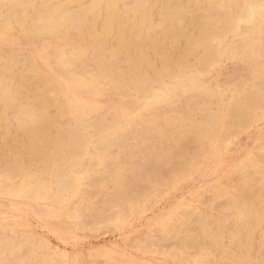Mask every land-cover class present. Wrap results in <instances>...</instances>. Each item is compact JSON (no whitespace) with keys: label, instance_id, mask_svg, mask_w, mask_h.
<instances>
[{"label":"bare ground","instance_id":"1","mask_svg":"<svg viewBox=\"0 0 264 264\" xmlns=\"http://www.w3.org/2000/svg\"><path fill=\"white\" fill-rule=\"evenodd\" d=\"M246 3L261 0H0V260L82 264L29 229L122 235L148 212L138 257L108 246L102 264L262 259L264 140L231 153L264 126V37L258 12L235 31L216 7ZM21 40L27 56L4 49ZM209 176V198L185 199Z\"/></svg>","mask_w":264,"mask_h":264},{"label":"rangeland","instance_id":"2","mask_svg":"<svg viewBox=\"0 0 264 264\" xmlns=\"http://www.w3.org/2000/svg\"><path fill=\"white\" fill-rule=\"evenodd\" d=\"M4 49L7 50V51H10V52H13L14 54H16L19 57H25L30 52V50H29L30 49V46L24 40H21L15 46H4ZM236 64H237V67L234 66ZM240 64L241 63H239V62L238 63H227L224 66V68L222 70V73H221V75L219 77L220 82L222 84H229V82H234V81L238 80L239 78H244L246 76V71L243 69V65L242 64L240 65ZM235 68H236V70H235ZM239 69H240V71H239ZM230 74H233V75L231 76ZM261 127H262L260 129L261 131H256L254 133H249V134H242V135L239 136L238 142L236 143V145L232 149V153H231V157L232 158H234V159L240 158L246 152L250 151V149L251 150H254V147H256L257 144H260L264 140V126L262 125ZM248 144H250V145H248ZM207 178H205V183H201V184L195 186L194 188H192L191 191L186 192L185 195H184L185 196V199L191 198L192 200H194L195 199L194 196H196L198 194H201V195L204 194L202 196H204L205 199L209 198V195H210V192H211L210 191L211 190L210 187L213 186V184H214L213 182L214 181H213V178H211L210 176L207 177ZM222 180H224V179L222 178L221 181ZM222 182L224 183L225 181H222ZM199 189H201V190H199ZM178 195H179V197L173 199L174 201L179 200L180 194H178ZM0 205H1V207H0V218H1L2 216L3 217L6 216V212H5L6 209L4 207L5 206L4 203H1ZM154 216H155V214L152 215L149 212L146 213L145 217L143 218L144 220L143 219L141 220V223H140L141 225L139 223H136V225L134 227H132V228L127 227V229H125L123 231L124 234H122V235H120L118 231H116V230H114L112 228L107 227V228H100V229H98L99 231L94 230V228L88 229V230H80V229H77L75 231L74 235L68 234V233H65V232H62L60 234V238H61L60 239V238H56L55 236L50 237V235H47L46 229L44 227H42L41 225H39V226L33 225L29 230L32 231L33 234L37 238H40V237H43V236H46V237L49 236L48 238L50 239L51 242L56 241L54 239H57V241H59L62 246H65L64 248L67 251V253L69 254V256H71V257L72 256H76L80 261L82 260V262H81L82 264H102L101 263L102 260L100 259V257L97 256V254L100 253V252H105L108 246H113L111 248H118L119 251L125 252V253L129 254L130 256L137 258L138 256H137L136 252H134L133 249L131 248L134 245L133 240L135 241L138 238H142L144 235L149 234L151 232V230H152L151 228H152V224H153V220H154L152 218ZM70 228H72V227H70ZM93 231H94V233H92ZM86 232L90 236L87 235ZM90 233H92V234H90ZM141 233H142V235H141ZM94 235H96V236H94ZM113 238H116V239H113ZM58 239H60V240H58ZM117 240H118V242H117ZM130 240H132V241L130 242ZM75 242H76L77 245L75 244ZM64 243H69V244H64ZM85 243H86V245H85ZM70 244L71 245L74 244L73 247ZM69 245H70V247H69ZM75 246L76 247H80V248H76L75 249Z\"/></svg>","mask_w":264,"mask_h":264},{"label":"snow or ice","instance_id":"3","mask_svg":"<svg viewBox=\"0 0 264 264\" xmlns=\"http://www.w3.org/2000/svg\"><path fill=\"white\" fill-rule=\"evenodd\" d=\"M218 8H226L235 10L236 15L233 19V29L235 31L240 30L241 25H249L251 26L257 18V12L259 13L260 22H261V32L262 37H264V0H261V3L259 6L254 4H227V5H216ZM231 34V33H229ZM261 94L264 95V83L261 85ZM6 243H8L6 241ZM241 250L246 251L248 254H251L252 248L251 245L248 244L246 241L241 239L240 241ZM23 249H20L22 251ZM17 250L13 248V256ZM261 255L262 259H260L258 262L248 259H231V260H220L217 261L216 264H264V238L261 240ZM34 256V253H29V258L20 259L17 260L15 258H5L3 260H0V264H47L46 261H41L38 258H32ZM203 264H213L211 260H205Z\"/></svg>","mask_w":264,"mask_h":264}]
</instances>
